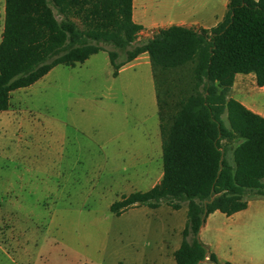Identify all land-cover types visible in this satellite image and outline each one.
Listing matches in <instances>:
<instances>
[{
	"label": "trees",
	"instance_id": "trees-1",
	"mask_svg": "<svg viewBox=\"0 0 264 264\" xmlns=\"http://www.w3.org/2000/svg\"><path fill=\"white\" fill-rule=\"evenodd\" d=\"M3 1L0 111L8 108L11 91L32 84L57 64L83 62L103 50L99 42L124 50L121 60L117 50H107L113 76L125 62L147 52L162 175L147 190L121 195L109 210L119 215L132 206L156 208L162 202L178 209L185 201L175 264H233L219 261L198 232L210 212L229 215L245 208L249 192L264 198V116L230 95L238 72L253 73L257 85L264 84V0H228L213 27L172 24L138 43L142 26L132 18V0ZM184 66L186 79L162 86L166 72Z\"/></svg>",
	"mask_w": 264,
	"mask_h": 264
},
{
	"label": "rangeland",
	"instance_id": "rangeland-1",
	"mask_svg": "<svg viewBox=\"0 0 264 264\" xmlns=\"http://www.w3.org/2000/svg\"><path fill=\"white\" fill-rule=\"evenodd\" d=\"M3 15L0 0V36ZM146 37L139 33L134 43ZM99 44L103 50L85 61L57 64L11 91L0 111V264H119L147 220H170L165 202L109 210L158 179L161 148L150 143L157 115L147 103L148 67L114 78L106 51L117 50L121 60L124 50ZM188 73V66L166 72L162 86ZM255 98L264 102V93ZM225 157L231 160L230 149Z\"/></svg>",
	"mask_w": 264,
	"mask_h": 264
},
{
	"label": "crops",
	"instance_id": "crops-1",
	"mask_svg": "<svg viewBox=\"0 0 264 264\" xmlns=\"http://www.w3.org/2000/svg\"><path fill=\"white\" fill-rule=\"evenodd\" d=\"M227 2L228 0H132V18L142 26L138 34L144 33L147 37H150L156 29L172 24L194 29L210 28L222 19L227 8ZM140 54H143L141 56L143 57L142 62L137 61ZM140 54L125 62L115 76L112 75L111 67V75L117 78L131 67L140 66L139 71H144V69L146 71V67H148L149 75L144 72V81L152 89L149 93L147 91V103L151 108V115H157L155 135H152L155 143L153 140L150 143L158 149V145L161 148V138L155 82L147 52ZM148 82L151 84L150 86ZM263 93L264 84L257 85L253 73L238 72L234 75L230 95L261 116H264V102L257 101L255 95ZM134 154L139 155L136 152L132 153V155ZM161 175L162 159L160 175L149 188L160 180ZM160 205L156 208H159ZM138 206L148 207L146 205L132 207ZM148 208L150 210L156 209ZM185 222L186 204H182L178 209H173L170 212V220L167 222L160 221L153 225L151 220H147L148 226L141 231L142 234L132 236L128 240L127 246L130 251L125 254V260H122L121 263L175 264L173 252L181 242V230ZM198 236L221 262L264 264V198H250L245 208L229 215L219 210L210 212L201 224Z\"/></svg>",
	"mask_w": 264,
	"mask_h": 264
}]
</instances>
